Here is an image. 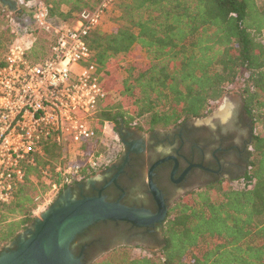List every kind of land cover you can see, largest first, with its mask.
<instances>
[{
	"label": "trees",
	"instance_id": "1",
	"mask_svg": "<svg viewBox=\"0 0 264 264\" xmlns=\"http://www.w3.org/2000/svg\"><path fill=\"white\" fill-rule=\"evenodd\" d=\"M40 1L58 25L103 0ZM1 6L0 64L19 34L13 31L12 13ZM113 11L122 26L107 33L101 25L87 39L109 77L108 89L121 95L117 102L105 101L97 113L98 135L105 122L119 134L122 128L166 131L203 120L236 91L252 137L242 176L209 182L171 206L160 250L133 254L128 247L116 248L90 264H264V5L257 0H118ZM23 28L20 24V32ZM49 46V40H39L29 58H46ZM135 48L147 54L146 62L125 61ZM44 150L35 165L26 166L25 181L2 207L0 252L33 224L41 197L64 180L57 168L65 147L48 141ZM95 174L84 169L73 185Z\"/></svg>",
	"mask_w": 264,
	"mask_h": 264
},
{
	"label": "built area",
	"instance_id": "2",
	"mask_svg": "<svg viewBox=\"0 0 264 264\" xmlns=\"http://www.w3.org/2000/svg\"><path fill=\"white\" fill-rule=\"evenodd\" d=\"M117 1L103 0L96 9L80 12L73 25L53 24L43 1L18 2L23 9L17 16L23 18L25 7L33 23L26 25L17 16L12 20L13 31L19 34L0 64V219L2 207L25 181L26 166L35 165L48 141L75 156L74 163L57 169L64 178L61 185H55L59 191L80 180L84 169L96 172L113 163L104 153L86 155L88 146L98 138L91 117L109 96L87 39ZM20 24L24 27L21 32ZM38 32L51 36L50 46L46 58L33 61L28 52ZM107 131L117 133L112 123L103 126L102 133ZM46 205L41 204L39 210Z\"/></svg>",
	"mask_w": 264,
	"mask_h": 264
},
{
	"label": "flooded vegetation",
	"instance_id": "3",
	"mask_svg": "<svg viewBox=\"0 0 264 264\" xmlns=\"http://www.w3.org/2000/svg\"><path fill=\"white\" fill-rule=\"evenodd\" d=\"M227 114L222 112L207 123L205 119L188 121L166 131L122 128L121 152L115 162L100 170L104 179L71 185L72 196L81 200L102 195L109 203L159 217L160 207L149 182V172L156 165L152 181L162 194L167 213L161 221L147 226L111 220L93 223L76 233L70 243L74 259L90 264L121 247L160 250L163 226L175 202L209 182L242 176L252 125L243 112L241 99ZM30 228H34L33 224ZM16 248L14 244L4 251Z\"/></svg>",
	"mask_w": 264,
	"mask_h": 264
},
{
	"label": "water",
	"instance_id": "4",
	"mask_svg": "<svg viewBox=\"0 0 264 264\" xmlns=\"http://www.w3.org/2000/svg\"><path fill=\"white\" fill-rule=\"evenodd\" d=\"M155 166L149 172V182L160 207L159 217L146 215L120 203H109L102 195L77 200L72 196L71 186H68L55 203L42 213L41 218H35L33 229L29 227L19 235V240L6 247L8 249L15 244V250L0 252V264H80L70 252V243L76 233L87 226L108 220L146 226L161 221L167 208L162 194L152 181Z\"/></svg>",
	"mask_w": 264,
	"mask_h": 264
},
{
	"label": "rangeland",
	"instance_id": "5",
	"mask_svg": "<svg viewBox=\"0 0 264 264\" xmlns=\"http://www.w3.org/2000/svg\"><path fill=\"white\" fill-rule=\"evenodd\" d=\"M257 1L260 5H264V0H257ZM0 4L2 5L1 7L3 9H7L9 13H12V16H13L12 20L13 21H15V18L18 14H21L20 10L23 9L21 6H19V3L16 2V0H11V2H9V3H1L0 2ZM24 11H25V13H24L22 19L20 16H17V17L20 18L19 21H21V22L23 21L26 25H31L33 23L32 15L28 13V11L26 10L25 7H24ZM118 16H119V14L116 11L112 10L105 17V19L102 22L103 30L105 32H107V33L114 32L119 27L122 26V22H120L118 20ZM73 23H75V20H73L67 24L73 25ZM35 38L37 39L36 42H38L39 40H41L43 38L47 39L49 41L51 40V36H49L48 34H46L44 32H38V34L35 36ZM47 43H46V45H48ZM147 57L148 56L145 52H143L139 48H135L134 51L132 52V54L126 57L125 61L128 63H132V62L142 63V62H146L148 60ZM102 73H103V81L105 84L106 91L109 92V96H108L107 100H113L116 102L119 101L121 99V95L117 91H115L114 89H108V86H107L108 82L107 81L109 80V77H108L107 73H105L104 71H102ZM240 99L241 98L237 94V92L232 91L230 94H228L222 100V102L217 107V109L213 112V114L211 116H209L208 118H206L204 122H206V123L209 122V120H211V118H213L214 116H220L221 113L223 112V110L227 111L228 112L227 115H229V113L235 108L236 103L238 101H240ZM91 118H92V120L95 121L96 129H98L99 119L97 118V113L95 115H93ZM106 123H109V122H105L104 125ZM139 123L144 125L145 119H141ZM146 129H147V126H146ZM116 136H117V138H116ZM96 137H98L96 139V141H94L92 144H90L88 146V149H86L87 157L90 156L94 152L95 153L99 152V153H104L105 155L110 156L112 158L113 162H115V160L119 157V153L121 152V148H122V141H121L119 134L118 133L114 134L111 131H107V134H103L101 132V134L98 135L96 132ZM63 153H64V156L60 159V161H61L60 164H64V165L62 166V165L58 164L57 169H65L66 167H64V166H66V165L68 166L71 163L75 162V161H72V160H75V156H69L66 149L64 150ZM96 172L97 173L94 176H92L91 178H89L87 180L88 182L93 181V180H103L104 179L105 176L102 173V171L98 170ZM63 192L60 194L59 190L55 189V185L49 191H47V193H45L41 197V200H42V204H47L48 206L46 205V207H42L40 210L38 208L36 211V214H35V218H41L42 213L46 212L49 209V207L52 206L53 203H55V201L63 194ZM10 244H8V245H10ZM130 250L132 251L133 254H138L141 252L140 250H137L136 247H132Z\"/></svg>",
	"mask_w": 264,
	"mask_h": 264
},
{
	"label": "bare ground",
	"instance_id": "6",
	"mask_svg": "<svg viewBox=\"0 0 264 264\" xmlns=\"http://www.w3.org/2000/svg\"><path fill=\"white\" fill-rule=\"evenodd\" d=\"M223 115H225V111H223Z\"/></svg>",
	"mask_w": 264,
	"mask_h": 264
},
{
	"label": "crops",
	"instance_id": "7",
	"mask_svg": "<svg viewBox=\"0 0 264 264\" xmlns=\"http://www.w3.org/2000/svg\"><path fill=\"white\" fill-rule=\"evenodd\" d=\"M105 27V26H104ZM102 28H103V26H102Z\"/></svg>",
	"mask_w": 264,
	"mask_h": 264
}]
</instances>
